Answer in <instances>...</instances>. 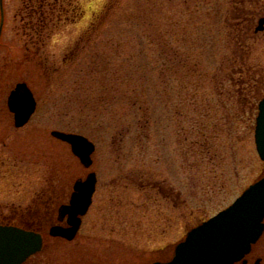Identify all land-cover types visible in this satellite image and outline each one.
Returning <instances> with one entry per match:
<instances>
[{
	"label": "rangeland",
	"instance_id": "obj_1",
	"mask_svg": "<svg viewBox=\"0 0 264 264\" xmlns=\"http://www.w3.org/2000/svg\"><path fill=\"white\" fill-rule=\"evenodd\" d=\"M25 1L2 0L0 34V221L36 226L45 241L25 264L163 260L264 175L254 143L263 36L237 43L227 1L64 0L63 23L39 34ZM19 82L37 109L14 129L6 100ZM55 130L94 143L89 169ZM90 172L78 235L50 238L48 205L66 204Z\"/></svg>",
	"mask_w": 264,
	"mask_h": 264
},
{
	"label": "water",
	"instance_id": "obj_2",
	"mask_svg": "<svg viewBox=\"0 0 264 264\" xmlns=\"http://www.w3.org/2000/svg\"><path fill=\"white\" fill-rule=\"evenodd\" d=\"M262 30L261 23L257 31ZM7 105L14 115V126L28 123L36 109V101L26 84H17L11 91ZM254 141L259 158L264 162V99L259 103ZM55 139L68 144L71 152L84 168L92 165L95 146L83 136L59 131L51 132ZM96 176L88 174L77 180L68 205L58 210V219L67 220L68 227L54 226L51 237L71 241L76 236L81 217L91 205ZM264 231V175L246 189L226 210L191 230L179 243L172 260L165 264H234L251 250ZM42 237L17 227L0 226V264H24L40 252ZM161 264V263H154Z\"/></svg>",
	"mask_w": 264,
	"mask_h": 264
},
{
	"label": "flooded vegetation",
	"instance_id": "obj_3",
	"mask_svg": "<svg viewBox=\"0 0 264 264\" xmlns=\"http://www.w3.org/2000/svg\"><path fill=\"white\" fill-rule=\"evenodd\" d=\"M225 1H227L229 3L231 13H233V14H231L229 12L230 18L226 19V21H227L226 24L228 25L231 34H234L236 36L235 41L237 43H239L243 40H244V42H247L248 40H251L252 42H259V38H257V37L263 36V38L262 37L260 38L261 39L260 42L264 43V9H261L260 10L261 12L260 11L256 12L252 9H250L248 11L246 8H244V10H243V7H245L246 5H256V4H263L264 5V0H225ZM213 2H214V6H216L217 0H213ZM260 23H261L262 30L257 32L256 30L260 26ZM238 38H240L242 40H239ZM20 83L27 84L26 82H19L17 84H20ZM17 84H15L14 88H12L9 91L8 97H9L11 91H13L15 89ZM27 86H28V84H27ZM28 87L31 90L33 97L35 98V95H34L32 89L30 88V86H28ZM8 97H7V100H8ZM7 100H6V106L8 109ZM35 100H36V98H35ZM36 103H37V100H36ZM8 111H9V109H8ZM9 113L13 116V114L10 111H9ZM33 116L31 117V119L33 118ZM31 119L29 120V122L31 121ZM29 122L21 128H16L14 126V116H13V127H14V129H22L25 126H27L29 124ZM96 178H97V176H96ZM96 186H97V183H96ZM147 188H149L151 190L150 185H147ZM92 204H93V200H92ZM92 204H91V206H92ZM63 205H65V204L60 205L56 210H55L54 206L51 207L50 205H48V208L50 209L48 214L50 213V216L48 217V224L47 225H50V227H54V226L66 227L65 219L63 221H59V219H58V210ZM34 227L36 228V226H34ZM81 227H82V224H81ZM52 239H58V238H52ZM262 241H264V233H263L261 239L252 247L250 253L247 256H245V258L241 262H238L236 264H243V262H245V264H264V244H262ZM162 251H163V249H160L158 252H162ZM173 253H174V247H172V250L170 252L169 257H167L163 260H157L154 262H167L172 258ZM149 264H151V263H149Z\"/></svg>",
	"mask_w": 264,
	"mask_h": 264
},
{
	"label": "trees",
	"instance_id": "obj_4",
	"mask_svg": "<svg viewBox=\"0 0 264 264\" xmlns=\"http://www.w3.org/2000/svg\"><path fill=\"white\" fill-rule=\"evenodd\" d=\"M72 4L73 3L70 2L69 6ZM25 7L28 9V30L38 34L43 31H53L54 29H50L51 23L55 24L54 20L56 22L58 21L59 24L63 23V18L67 17L66 14L69 12L67 7L64 5V0H27L25 1ZM76 17L79 18L80 14L76 15ZM75 20V18L70 19L71 22H76ZM0 225L11 224L0 221ZM21 227L40 232L39 228H35L34 226L29 227L21 225Z\"/></svg>",
	"mask_w": 264,
	"mask_h": 264
}]
</instances>
